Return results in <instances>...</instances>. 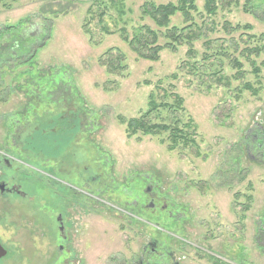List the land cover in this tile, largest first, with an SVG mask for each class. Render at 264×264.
<instances>
[{"label": "rangeland", "instance_id": "rangeland-1", "mask_svg": "<svg viewBox=\"0 0 264 264\" xmlns=\"http://www.w3.org/2000/svg\"><path fill=\"white\" fill-rule=\"evenodd\" d=\"M147 1L178 0L0 1V32L7 31L0 36V160H19L3 168L4 178L15 175L31 197L40 195L34 181L42 178L41 163L33 158L24 164L22 146L40 124L46 137L64 134L75 110L83 123L64 154L77 152L86 171L98 168V186L105 187L101 200L89 196L74 206V221L82 222L74 223L79 233H70L64 254L55 222L58 211L67 215L62 199L50 212L53 244L43 253L29 239L39 200L0 198V240L12 252L0 264H46L53 254L55 264H131L153 238L169 244L183 264H264V148L256 147L253 135L255 122L264 124V51L246 50L264 44V0H216L213 14L205 10L207 0H195L193 21L185 24L178 13L170 22L190 24L183 34L195 39L176 51L164 49L153 61L121 37L122 29L130 37L145 25L157 29L144 12ZM47 22L50 37L33 60L10 49L7 27L35 35ZM39 69L64 70L68 87L60 91L56 84L50 101L40 96ZM32 91L40 100L29 106ZM151 100L159 105L148 116L152 123L190 122L183 127L196 143L171 149L169 131L132 135L129 121L141 118ZM48 165L57 169L55 162ZM141 177L150 179L158 209L166 203L167 211L152 216L150 209L133 210L144 198ZM91 187L85 183L84 190ZM17 240L19 257L30 260L14 262L11 243Z\"/></svg>", "mask_w": 264, "mask_h": 264}, {"label": "flooded vegetation", "instance_id": "flooded-vegetation-1", "mask_svg": "<svg viewBox=\"0 0 264 264\" xmlns=\"http://www.w3.org/2000/svg\"><path fill=\"white\" fill-rule=\"evenodd\" d=\"M255 126L253 127L255 130V133L253 134L255 136L256 141V147L264 148V124L255 122ZM50 141L47 140V144L45 145V150L43 151L40 158L34 157L32 154H30V147L22 146L21 153L24 155V158H22L25 161H22L24 164H27V162H30V159H33V157L36 159H40L39 162L41 163V167H36L37 169H41L42 178H38L34 181V184L38 191H41V194L38 195L36 193L32 195H29L30 193L26 189H22L23 184L17 181V178L15 175L12 176L11 179L4 178V169L3 168H12L14 160H18V157H11V158H4L1 162L0 160V198L6 197L10 198V200H16L18 196H21L22 198H27L28 203H31V201L34 199H38L39 203H41L42 207L41 210L38 209L37 212H35L34 222L37 224V227H33L30 229L29 232V239L31 243V248H34V250L41 251L44 253V248H46L50 241L53 244V237L52 233L54 234L55 228L52 232V225L51 220L54 218L51 216L50 212H54L53 209L55 207V204L59 202V198L62 199L65 204L67 205L66 213L67 215H64L61 211H58V215L56 216L55 222L58 226L57 232L59 240L62 241L61 244L58 245V248L61 252V254L66 253L67 249H70V243L72 242L73 238L70 235V233H79V229L75 228V224H80L81 217L77 219V221H74V216L78 215L76 213L74 206L76 207L77 204L80 202L79 199L81 198L83 203H87V200L89 196H91L96 202L100 199L101 193L104 191V186H101L100 188L98 186L100 182V173L98 174V168L97 170H94V173H91L89 171H86V168H83L82 164L83 161L81 160V156L77 152H71L68 155L65 154H54L52 152V147L55 145H49ZM53 153V154H52ZM19 161V160H18ZM55 162L57 169L54 168L52 170V167L48 165L49 163ZM21 168L20 166L17 167ZM24 176L26 174H29L27 172H24ZM99 178V179H98ZM107 180V179H105ZM139 183L143 184L144 188V198H143V204L139 207L137 206V203L135 204L133 210H138L141 213H146L145 211L150 209V212H152V216H154L153 213H160L162 211H167V204L165 203L158 209L157 207V201L159 198H157L156 193L154 192L155 188L152 185H149L147 181L149 182L150 179L147 178H139ZM85 183H91L92 187L90 188L89 193L84 190ZM147 183V184H145ZM145 186V187H144ZM37 191V192H38ZM53 192V193H52ZM32 193V191H31ZM85 198V199H84ZM79 201V202H78ZM146 202H148L146 204ZM31 205V204H30ZM32 206V205H31ZM30 206V207H31ZM131 208V206H129ZM146 209V210H145ZM174 213L171 211L170 216L168 217L170 220H173L172 216ZM152 220V218H150ZM141 221V220H140ZM145 221L149 224L148 221ZM150 221V220H149ZM156 221V219H154ZM144 223V222H143ZM147 224V225H148ZM16 232L15 230L12 232L14 235ZM58 241V240H56ZM0 243L4 246V248L7 250L6 256L12 255V252H9V247L2 243L0 240ZM14 248L16 249V255L13 257L14 262L16 263H23L24 260H30L28 258L19 257V249L18 245L21 244L19 241H14L11 243ZM185 245V244H184ZM183 245V249H184ZM27 245H24L20 247V249L26 248ZM21 250V251H22ZM5 256V257H6ZM134 259H132L131 264H183V260L180 258H177L172 252L169 244H165L164 242H159L156 238H153L152 241H149V243H146V245L143 247V251L138 253ZM4 257V258H5ZM3 259V258H1ZM0 259V260H1ZM46 264H55L54 260V254L53 257L48 259Z\"/></svg>", "mask_w": 264, "mask_h": 264}, {"label": "trees", "instance_id": "trees-1", "mask_svg": "<svg viewBox=\"0 0 264 264\" xmlns=\"http://www.w3.org/2000/svg\"><path fill=\"white\" fill-rule=\"evenodd\" d=\"M3 1V0H0ZM217 1L216 0H207L205 4V10L208 14H213L217 12ZM144 12L151 18V20L154 21L156 24L157 29L150 27L148 25L143 26V28L140 29V31L135 32L133 37L127 36V31L125 29H122L121 37L123 40L130 45L131 48L139 55V57H143L145 59H149L151 61L158 60L160 53L164 51V49H171L172 51H176L179 47V45H182L185 43V41L188 39L189 42L195 39V34H183L184 30L187 29V27L190 26V24L187 25V27L180 28L179 26H171V18L174 17L176 14H181L183 17V22L185 24L193 21V11H198L195 6V0H178L177 2H168V3H162L157 4L154 1H147L144 5ZM248 28H251V25H246ZM6 30L12 31L11 37L9 40H11L10 49L14 50L18 54L22 55H28L30 56V60H33L35 58V55L37 51L43 47L46 42L48 41L50 34H51V24L49 22L45 23L40 31L37 29L35 30V35H30L28 31H20L19 28L15 27H7ZM7 32V31H4ZM3 32V33H4ZM0 32L1 34H3ZM194 33V32H193ZM191 45V43H190ZM115 49H109L107 53L113 52ZM117 50V49H116ZM193 49L191 48V51ZM246 50L250 51V54H259L262 51H264V44L257 47H247ZM13 54V53H11ZM122 55V54H120ZM120 59V58H119ZM122 61V60H120ZM253 62V61H252ZM254 64V62H253ZM114 65V64H113ZM236 66L241 67L240 62L236 60ZM120 67V66H119ZM116 65H114V68L116 70ZM261 70V68L258 66L255 68L256 74ZM38 80H39V86H40V96L42 95L47 100H51L50 96L53 95V92L55 91L56 84L61 86L59 89L62 91V87H68L65 84L64 78L67 74L64 72V70H57L52 72L50 71H44L41 69L38 70ZM57 77L60 78V83L58 84L56 79ZM45 84V85H44ZM53 86V87H52ZM29 90L30 87H28ZM248 89H252V86L247 84ZM246 88V89H247ZM35 89V88H33ZM32 89V90H33ZM27 90V89H26ZM67 90V89H66ZM254 93L257 92V89H253ZM64 92V91H63ZM29 95V92L27 93L29 96V103L31 105L37 103V100H40V96L37 93H33ZM76 93V92H75ZM67 95V94H66ZM63 95H60L58 98L59 104L62 103ZM68 97V95L66 96ZM69 98V97H68ZM182 98L179 97L177 100L178 103H182ZM150 109L144 113V115L141 118H132L128 123V128L132 131V135L139 132L140 130L142 133L145 134H151L156 135L160 134L161 132H168L169 131V139L172 141V144L170 145L171 149L176 148L180 143H183L185 145L192 143H196L194 138H191V134L189 131L185 130L183 126L191 127V123H187L180 127L178 123L171 126L170 124H162V123H152L149 120V115L154 112L159 105H156V103L151 100L150 102ZM81 110H85L82 108ZM71 115V124L67 125V128L64 130L65 133L62 135H57L55 132L54 135L47 136L46 133L43 131V124L37 125L38 128L35 129V131H32L31 134L27 135L26 140V147H30V154H32L34 157L40 158L43 151L45 150V145L47 144V140L50 141L49 145H55L52 147V152L54 154H64V149L67 148V146H70V141L76 138V134L81 130V126L83 123L82 114L81 111H72L70 112ZM41 122V121H39ZM63 131V132H64ZM54 139V140H52ZM52 140V141H51ZM52 153V154H53ZM33 157V158H34ZM35 159V158H34ZM40 160V159H36ZM143 199L140 198L137 202V206L139 207L142 205ZM249 207V206H248ZM130 220L137 221L134 217H129Z\"/></svg>", "mask_w": 264, "mask_h": 264}, {"label": "water", "instance_id": "water-1", "mask_svg": "<svg viewBox=\"0 0 264 264\" xmlns=\"http://www.w3.org/2000/svg\"><path fill=\"white\" fill-rule=\"evenodd\" d=\"M7 254V250L4 248V246L0 243V259L4 258Z\"/></svg>", "mask_w": 264, "mask_h": 264}]
</instances>
